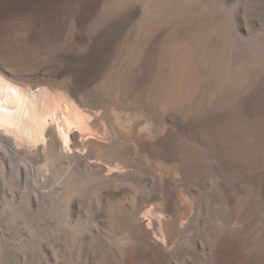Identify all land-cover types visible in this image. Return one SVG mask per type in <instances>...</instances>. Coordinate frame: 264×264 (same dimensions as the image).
<instances>
[{"label":"bare ground","instance_id":"bare-ground-1","mask_svg":"<svg viewBox=\"0 0 264 264\" xmlns=\"http://www.w3.org/2000/svg\"><path fill=\"white\" fill-rule=\"evenodd\" d=\"M3 27L0 169L21 155L87 182L95 264H264V26L238 0H0ZM64 57L83 83L50 67ZM137 160L139 203L119 186Z\"/></svg>","mask_w":264,"mask_h":264},{"label":"rangeland","instance_id":"rangeland-1","mask_svg":"<svg viewBox=\"0 0 264 264\" xmlns=\"http://www.w3.org/2000/svg\"><path fill=\"white\" fill-rule=\"evenodd\" d=\"M56 1L64 9L73 8V0ZM238 2L251 24L257 21L264 26V0ZM22 24L19 19L13 22V35L19 41L24 32ZM2 41L6 45L11 42L10 32L5 27L0 28V45ZM44 64L46 62L41 60L38 66ZM49 65L60 66L74 82L83 83L86 79L84 63L74 65L64 57L60 61L50 60ZM142 166V161L137 160L132 172L119 184L120 190L137 186L138 203L147 195L141 187L145 190L148 187L150 193L155 194ZM26 167V159L20 155L0 169V264H95L90 236L97 237L102 216L92 206L90 185L82 181L69 189L61 186L60 169L51 171L41 163H32L27 171ZM218 185L228 191L225 185ZM210 187L205 182L201 189V192L206 190L208 204L219 197L214 192L209 193ZM121 209L127 218L133 214L127 198ZM114 264H125V261L115 258Z\"/></svg>","mask_w":264,"mask_h":264},{"label":"clouds","instance_id":"clouds-1","mask_svg":"<svg viewBox=\"0 0 264 264\" xmlns=\"http://www.w3.org/2000/svg\"><path fill=\"white\" fill-rule=\"evenodd\" d=\"M116 248L123 253L129 247H134V242L129 233L124 232L120 235H117L114 240Z\"/></svg>","mask_w":264,"mask_h":264}]
</instances>
